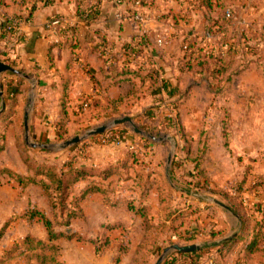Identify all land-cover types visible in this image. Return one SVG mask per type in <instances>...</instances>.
Wrapping results in <instances>:
<instances>
[{
  "label": "crops",
  "instance_id": "crops-1",
  "mask_svg": "<svg viewBox=\"0 0 264 264\" xmlns=\"http://www.w3.org/2000/svg\"><path fill=\"white\" fill-rule=\"evenodd\" d=\"M22 1L5 0V4L0 7V16L1 14L24 15L25 11L31 6L32 1H26L27 9H25L26 6H23ZM96 2L97 0L85 1L86 5H93ZM164 3L166 4L167 1ZM100 4L101 8H103L102 17L93 27L100 29L105 34L110 45V47L107 45L108 49L106 51L116 60L112 59L104 64L97 53H90L88 50L83 49L78 56L79 61L74 62L71 61V51L59 47H51V39L47 37L44 31V24L53 15L76 17L75 2L67 0H55L54 2L43 4L38 1L32 21L22 25L23 41L9 47L3 46L0 43V62L20 70L23 74L28 75L37 82L34 102L29 113L30 137L37 144L45 146L57 144V131L54 125L59 119L64 87H68L67 97L64 100L69 121L67 128L72 116L81 115L80 113L83 109H90V112L93 114H100L99 111L101 109H109L110 115H116L118 111L129 113L132 110L136 115H141L146 108L153 104H159L160 100L163 99L162 96L164 94H152V90L141 93L142 83L137 77L130 75H120L113 78L105 77V73L103 72L104 67L110 64L118 65L126 60L125 51L121 49V42H129L139 36L150 37L153 33V27L152 23H149L147 25L149 29L146 30L145 23L143 27L142 24L126 18V16L130 15L128 14L129 12H126L129 6L113 7L111 4L106 3L105 0H101ZM152 21L155 23L156 28L159 27L161 32L166 33L165 30H167L168 36L172 35L173 40L175 39L174 41H178L183 37L181 36L183 31L179 28L164 30L163 25H165V20L163 16H160V19L157 18ZM135 24L140 27L142 26V31ZM147 34L149 35L147 36ZM205 39L209 43L212 39L215 43V38L205 37ZM210 45L212 46V43ZM161 54L163 56L165 53ZM151 56L155 62L156 69L158 70L159 67V69L165 72L167 69L163 61L166 60L165 58L163 59L165 56L162 59L158 57L161 56L158 54L154 55L152 53ZM166 75L168 77L165 78L174 86L170 74L167 73ZM1 83L6 106L5 111L0 116V132L4 136L2 139L4 147L0 152V170H9L22 177H34V171L29 169L19 151L15 148L18 145V134L23 127V115L25 109H27L24 105L25 103L28 105L29 81L7 72L1 75ZM131 84H135L134 92L127 91L130 89L129 85ZM13 95L16 97V102L9 108L10 99ZM142 102H144L143 105H141ZM237 110L235 111L237 114L247 115V111L250 109ZM251 113H253L252 118L244 122V126L237 132L235 140V146L237 147L236 154H240L242 157H250L252 161L264 162V124L262 123L263 118L258 116V114H264V109H251ZM6 114H10V122L3 121V117ZM132 114H127L126 117L133 119ZM242 118L244 119V116ZM240 126H242V123H240ZM133 142L132 139L126 137L122 145L100 147L97 150L100 152L98 155H91V157L89 155L87 160L83 159L79 163L75 161L73 165H84L98 170L113 165L119 170L117 174H113L106 181L101 182L102 187L106 189V193L92 194L81 203L82 217L74 220V222L89 221L97 237L93 238L92 234L86 237L77 230L72 233H77L87 240L100 239V237L101 239L103 237L108 238L109 244L107 248L98 256L102 254L106 256L115 254L117 249L114 246L117 247V244L121 243V240L127 233L134 232L133 234L137 237V233L147 234L150 231L145 230L143 218L129 209V202L133 203V205H148L151 209L149 217L151 224L158 226L164 222L166 224L164 231H167L170 228L169 226H172L171 232L174 235L170 236V240L174 242L181 243L185 241V243L201 244L204 246L212 243L229 242L241 233L243 210L237 213L229 207H227L228 209H224L220 206L222 210L218 218L211 219L205 217L204 219H198L199 214L205 213L207 207L211 206L198 199L176 193L174 191L176 188L172 186H170L172 191H174L172 193V201L175 200V194L180 197L182 196L183 203L181 204L180 201L176 202L178 205L180 204L178 207L188 205L191 206L194 212L183 223L180 221V224H176L178 221L165 222L166 214L163 212L165 208L162 206L166 203L161 205L159 202L160 185L154 180V177L158 173L154 169L148 170V164L143 166V168L140 165H134L133 160L128 156V152L131 151L130 147H134ZM139 157L141 158L139 161L141 164L143 162L153 163L148 159L147 155ZM65 162L66 160L58 166H63ZM258 172L260 171L258 170ZM126 177L128 178L126 179ZM0 182L5 183L0 185V231L3 226H7L0 237V264H41L35 259L34 254L36 252L34 254L30 251H25L23 254L11 252L14 243L7 244L11 237L6 238L8 234L6 232L13 220H19L18 223L25 228V231L15 236L16 238H13L16 239V242L17 240H22L27 235L45 240L47 231L43 224L37 219L28 221L23 215L29 207H36L41 212L49 214L48 199L39 186L30 184L26 187H21L8 174H0ZM87 184V180L75 184L70 191L67 202L70 203L72 198L78 195ZM148 187H150L148 195L144 197L142 193ZM263 195L264 187L258 188L253 192L245 191L242 193L244 207L252 213L248 221L250 230L244 241L235 245L223 260L219 259L217 254L209 257L205 254L199 255L200 264H209L210 258L213 260V264H236L241 259L245 246L251 241L252 227L256 221H259V217L253 214V205L261 202ZM7 210L11 214H13V211L18 212V215H16L18 217L14 216V218H11L8 215L7 219H4V213ZM109 225L114 226V228L107 230L105 227ZM161 228L159 227V229ZM63 231L59 227L56 228V232L58 233ZM65 239L70 240L73 238L61 237L54 244L59 248L58 242ZM87 243L91 245V249H94V253L96 254L93 243ZM129 243L131 245L132 240H129ZM139 244L141 243L136 245L137 248H139ZM157 244H159V241H157ZM59 255L57 259L58 264ZM103 255L100 257V261L97 260V262L105 264V256ZM19 258H21L20 261ZM87 260L84 255L83 257L80 256V260L78 261L80 264H87ZM252 264H264V257L259 256Z\"/></svg>",
  "mask_w": 264,
  "mask_h": 264
},
{
  "label": "rangeland",
  "instance_id": "rangeland-1",
  "mask_svg": "<svg viewBox=\"0 0 264 264\" xmlns=\"http://www.w3.org/2000/svg\"><path fill=\"white\" fill-rule=\"evenodd\" d=\"M165 1L167 3L163 4ZM199 1L145 0V5L137 8L139 13L145 18L146 30L149 29V26H147L149 23H152L153 27L152 35L147 39L149 48L141 58L147 59L149 56L152 57V53L154 55H161L158 56L160 59L165 56L163 59L165 58L166 60L163 61L167 69L164 72L158 67V70L160 74L162 73L163 78L168 77L167 73L170 74L174 86L171 83L169 84L175 88L173 96H162L164 100L163 104L152 105L157 106L154 116L151 119H146L141 114L139 118H136L138 115L132 112V110H127L129 113L118 111L116 115H110L109 109H101L99 111L100 114H93L90 112V109H83L80 113L81 115L72 116L68 125L67 136L62 140H58L57 144H61L73 137H84L88 130L102 125H109L106 132L127 133V137L134 141V147L130 148V150L138 156V163H134V165H140L139 161L141 158L139 156L147 155L148 159L153 163L143 162L141 167L148 164V170L154 169L157 171L158 175L154 177V180H156L160 187L164 188L165 185H169V187L176 188V193L181 192V190L197 193L194 198H200L202 202L211 206L207 207L205 213H200L198 219H204L205 217L216 219L219 217V213H221V205L226 207L235 205L233 198L236 192L241 190V195L245 191L253 192V190H249L248 188L251 183L256 182L257 178L261 176L262 179L260 180H264V162L252 161L250 157H242L240 154H236L237 147L235 146L237 132L244 126V122L249 121V118L253 116V113L250 114L251 109H264V42L259 39L257 40L258 58L247 65L246 61L242 60L239 49L237 53L233 51L237 54L234 58L229 54L227 55L225 51L219 50V45H221L222 41H227V45H231V41L234 39L233 35L235 36L238 27L247 29L246 32L249 36V33H251L250 27L254 24V26L259 27L258 30L261 31L259 33L263 34L264 0H217L218 8L223 4L225 5V8H220L221 17L217 15L219 10L211 16L209 12H204L199 7ZM127 6L129 5L127 4ZM136 7L134 5V8ZM231 10H235L236 12L230 16L228 14ZM160 16H163L165 20V25H163L164 30L179 28L183 31L181 34L183 37L178 41H174L175 39L173 40L172 35L168 36L167 30L164 33L159 30V27L156 28L152 20L160 19ZM207 16H210V20L208 21ZM144 23H142V26ZM136 26L141 31L144 27ZM208 27H211V29L209 32H206ZM205 37L215 38V43L211 39V46ZM158 40H166V43H161V45L158 43ZM250 43L254 45L255 41H251ZM181 45L185 48L190 47L192 53H194L195 57L191 70H188L189 68L185 64H182L179 59L181 55L179 46ZM163 52L165 54L162 56L161 53ZM209 55L211 57L208 59L206 68L208 70L214 68L213 64L218 65V62H215V58L218 60V57L223 56L222 62L217 67L219 70L214 69L218 71L216 77L209 75L206 69L201 71L200 68L195 66L198 61H203L202 58ZM249 57L250 52L248 54ZM227 65H230L229 68L224 69ZM143 85L140 92H149V81L145 82L144 87ZM129 87L130 89L127 91L134 92L135 84H131ZM171 102L177 107L173 109L174 111L168 109L166 106V104ZM143 104L144 102L141 103V105ZM24 107L28 108V105L25 103ZM237 109L250 110L247 111V115H239L235 112L238 111ZM127 114H132L134 126L145 134H148L151 138L135 134L132 125L129 123L118 126L111 125L115 119L126 117ZM243 116L244 119L242 118ZM258 116L263 118L262 123L264 124V114H258ZM245 117L247 118L245 119ZM177 119L178 124L175 122ZM168 122H170L171 126L169 128L165 126ZM240 123H242V126H240ZM1 133L0 152L4 147L2 141L4 136ZM166 136L174 137L177 143L174 158L169 168L170 183L165 176L169 143L167 141H159V139ZM32 142L34 143L35 141ZM35 144L37 143L35 142ZM106 146L115 145L103 143L98 136H92L61 151L51 149H44L46 151H42L41 149L43 148L32 149L26 146L24 142V128L22 127L18 134V145L15 148L19 151L21 157L22 155H29L37 163H49L58 166L65 160V163L71 162L73 165L75 161L79 163L83 159L87 160L89 155L90 157L91 155H98L100 152L97 150L100 147ZM174 162L176 166L172 173L174 175L173 179L171 171ZM2 184L5 183L0 182V185ZM200 194L203 196L201 197ZM174 197L175 200L167 203V205L173 209H177L180 204L178 205L176 202L180 201L182 204L183 198L177 194ZM168 198L169 193L165 199ZM210 199L218 201L220 205L215 207V204L209 201ZM8 215L14 218V216L18 215V212L13 211V214H11L7 210L3 218L7 219ZM18 221L13 220L6 232L8 233L6 238L11 237L7 244L14 243L12 248L21 241L17 240L16 242V239L13 238L25 231V228ZM178 223L180 224L179 221L176 224ZM169 227L164 232H159L158 229L156 232L148 231L147 234L137 233V237L133 234L134 232L127 233L121 240V243L117 244V247L114 246L117 249L115 254L111 256L102 254L105 256V264H155L166 247L174 244H193L185 243V241L179 243L170 240L174 234L171 232L172 226ZM59 228L63 229L66 235L72 234L73 231L77 230L86 237L91 236L89 234H92L93 238L97 237V234H94L95 230L87 220L77 222L72 220L68 227L59 226ZM158 235H160L157 239L159 244L156 243L153 246L150 240ZM129 240H132L131 245ZM85 241L88 242L86 238ZM85 241H78L75 237L70 240L59 241V248L57 247V259L60 249L59 264H80L78 260H80V256L83 257L84 255L88 259L87 264H98L97 260L100 261L102 255L98 256L99 254H95L94 249H91V245ZM101 243L102 241H100ZM138 243H141L139 244V248L136 247ZM19 247L20 250L17 249L15 252L20 253V251L26 250L20 244ZM118 247H120L119 251ZM37 252L42 253L40 250H37ZM44 254L47 260L46 264H58L57 259L54 263L50 262L51 253L49 250H46Z\"/></svg>",
  "mask_w": 264,
  "mask_h": 264
},
{
  "label": "trees",
  "instance_id": "trees-1",
  "mask_svg": "<svg viewBox=\"0 0 264 264\" xmlns=\"http://www.w3.org/2000/svg\"><path fill=\"white\" fill-rule=\"evenodd\" d=\"M28 0H23V6L27 5ZM31 6L25 7L27 9L24 15H12V14H1L0 16V29L8 28L7 31H0V41H8L11 37L15 35V27L12 25L13 21H19L22 24L31 22L33 19V14L35 11V6L38 1L43 3H51L55 0H31ZM73 1L76 4V18L78 19L73 25L68 27L62 34H60V39L55 42L51 43V47H59L64 50H69L72 53L71 61L78 62V56L83 49L88 50L90 53H97L99 58L105 62H109L114 57H112L109 53H107L106 49L107 45H109V41L106 39L105 34L101 32L100 29L94 28L93 25L96 24L98 20L102 17L103 8H101V0H97V2L93 5H86L85 1L87 0H67ZM118 0H105L106 3L111 4L113 7L118 6H127L129 7L126 9L128 14H132L134 10L138 7H142L145 5V0H121V4H118ZM135 2L139 3V6L135 4ZM217 0H200L199 7L204 12H209L210 16L213 13L219 12L217 15L221 17L220 8H225L223 4L218 8V4L216 3ZM5 4V0H0V7ZM134 5L137 7L134 8ZM83 9V10H82ZM227 12V10H226ZM228 15H234L235 10L229 11ZM226 15V16H228ZM55 16V15H53ZM84 16V18H82ZM210 16H207V21L210 20ZM224 16V15H223ZM83 19V20H81ZM81 20V21H80ZM264 28V23L262 24ZM253 30H252V29ZM259 27L254 26V24L250 27L251 33L249 36L247 35L246 30L242 27H238L236 29L235 36L233 35V41H231V45H227V41H222L221 45H219L220 51H225V53L230 55L234 58L237 55V51L241 52L242 60L245 62L246 65L256 61L258 58V39L264 42V30L262 31L263 34L258 30ZM211 27H208L206 32H209ZM225 35V33H223ZM206 35V34H205ZM258 35H260L258 37ZM149 37L146 36H139L135 37L129 42H121V49L125 51L126 60L121 64H110L103 68V72L105 73L106 78H113L120 75H130L140 79L141 83L145 85V82L149 81L150 90H152V94L156 95H168L167 97L173 96L175 92V88L172 87L168 80L163 78L162 73H159V70L155 67V62L152 57H147V59H143L140 56L145 54V51L148 50V42L147 39ZM18 42H22L23 38H18ZM251 41H255L254 45H251ZM183 45L180 46L179 52L182 64H185L191 70L192 62L194 61V53H192V49L190 47L185 48ZM110 47V45H109ZM235 51V52H233ZM250 52V57L248 58V54ZM222 54V53H221ZM225 54V55H226ZM211 55L202 58L203 61H198L197 68H200L201 71H204L207 68V62L209 61ZM255 58V59H254ZM196 59V58H195ZM198 59V57H197ZM116 60V59H114ZM212 60V59H211ZM223 56L215 58V62H218V65L222 62ZM242 64V63H241ZM214 65L213 69H206L209 75L216 77L217 76V67L218 65ZM147 66V67H145ZM230 65H227L224 69H228ZM245 66V65H242ZM217 69V70H214ZM205 71V72H206ZM221 73V71H220ZM144 82V83H143ZM143 85V87H144ZM68 87L63 88V99H61V108L59 110V119L55 123V129L57 131V139L62 140L68 134L67 122H68V114L65 109V98L67 97ZM16 102L15 95L12 96L10 99V107H12ZM164 100L161 99L159 104H163ZM159 106V105H158ZM168 109H176V105L174 103L166 104ZM157 106H150L146 108L141 116H145L146 119H151L154 116L155 110ZM174 111V110H173ZM139 118L140 115L136 116ZM4 122H10V114L5 115L3 117ZM135 119V118H134ZM171 121V119H170ZM175 122L178 124V119ZM165 126L168 128L170 126V122H168ZM118 129V127H116ZM42 151H46L41 149ZM128 156L133 160L134 163H138V157L134 154V152H128ZM23 161L29 167V169L34 171V177H22L17 175L9 170H0V174H8L11 176L19 185L22 187H26L30 184L39 186L45 196L48 199L49 204V214H45L41 212L36 207H29L27 211L24 213L23 217L28 221H33L35 219L41 221L43 226L47 231V237L45 240L37 239L31 235L25 236L19 244L25 248V251H30L35 255V259L38 260L41 264H46L47 260L45 258L44 252L49 250L50 255V262L54 263L57 259V251L58 248L54 244V242L61 238V237H68L73 238L75 237L78 241H85V238L77 233H72L66 235L64 232H56V228L59 226L68 227L72 220H76L82 217L81 211V203L90 195L95 193H106V189L103 188L102 183L110 178L111 175L118 173V168L114 167L113 165H109L102 170L94 169L88 166H73V163L67 162L63 166L59 167L54 164L49 163H37L35 160L30 158L28 155H22ZM176 163L174 162L171 176L175 169ZM140 166L141 163H140ZM125 168V167H123ZM143 168V167H142ZM128 177H126L127 179ZM176 178V177H175ZM261 177L257 178V183L252 182L249 190L256 191L258 188H263L264 180ZM88 181V184L81 190V192L74 196L70 203L67 202L68 197L70 195V191L72 187L81 182V181ZM160 187V186H159ZM150 187L146 189L142 195L147 197L148 190ZM244 188V187H242ZM175 191V190H174ZM169 187V185H165L164 188H159V202L162 207L165 208L163 211L166 214V221H180L181 223L187 221V219L193 214L194 210L191 206H183L177 209H173L171 206H168L167 203L172 201V193L174 192ZM169 193V198L165 199V197ZM181 195H185L189 198H194L197 193H193L191 191L181 190ZM241 190L236 192L234 206H229L232 210L239 213L240 210L244 211V215L241 217L242 219V229L241 233L234 237L229 242H219V243H212L210 245H204L200 251L198 252H191V253H171L167 259L162 264H200L199 255L205 254L208 257L217 254L219 259L223 260L229 251L237 244L244 241L247 237L250 225L248 223L249 217L252 213L245 209L242 197H241ZM197 199V198H194ZM198 200L201 201L200 198ZM129 209L133 211L136 215L143 218L145 223V230L150 231H157L159 227V232H163L166 227L164 222L160 223L158 226L151 224L150 212L151 209L148 205H133V203H128ZM162 208V210H163ZM253 214L259 217V221H256L251 230V241L245 246L243 250V254L241 259H239L236 264H252L259 256L264 257V195L261 202L255 203L252 208ZM6 226V225H5ZM5 226L0 231V237L2 236ZM107 230L114 228V226H106ZM157 237L151 239V243L153 246L156 245ZM191 240V239H189ZM100 241L102 243L100 244ZM88 242L93 243L95 246L96 254H100L103 252L108 244L109 240L107 237H103V239H88ZM19 244H16L12 249L11 252H15L17 249L20 250ZM37 250H40L42 253H38ZM25 251H20L19 254H23Z\"/></svg>",
  "mask_w": 264,
  "mask_h": 264
},
{
  "label": "water",
  "instance_id": "water-1",
  "mask_svg": "<svg viewBox=\"0 0 264 264\" xmlns=\"http://www.w3.org/2000/svg\"><path fill=\"white\" fill-rule=\"evenodd\" d=\"M7 72L14 74V75H17V76L24 78V79L29 81L30 90L28 92V100H27V102H28V108L27 109L28 110H26L24 112V116H23L24 142H25L26 146H28L32 149L43 148V149H51V150L61 151V150H64L66 148H69L73 145L78 144L79 142H81L85 138L104 134L106 132L107 128L109 127V125H102V126H99L97 128L90 129L85 133L84 137H73V138H70V139L64 141L63 143L57 144V145L45 146L42 144L33 143L31 141V137L29 134V113H30L29 111L31 110V106L33 105V102H34V96H35V92H36L37 82L35 79H32L28 75L23 74L20 70L15 69L12 66L5 64L3 62H0V116L5 111V106H6V100H5V97L3 95V90H2L1 75L4 73H7ZM125 123H129L130 125H132L133 132L135 134L144 135L145 137L151 138L148 134H145L143 131L136 128L134 126L133 119L130 117H122L120 119H115L111 125L118 126V125L125 124ZM159 141H167L169 143V151H168V155H167V159H166L165 176L170 183L169 168H170L172 161H173V158H174L177 143H176L175 138L171 137V136H166L164 138H161V139H159ZM200 196L202 197L203 195L200 194ZM209 201L215 205H220L219 202L214 200V199H210ZM221 206L224 209H228L224 205H221ZM68 232H70V231H68ZM202 247H203V245H201V244H189V245H176V244H174V245H171V246L166 247L164 249L163 253L158 258V260L156 261L155 264H162L163 261L165 260V258L168 255H170L171 253L198 252V251H200V249Z\"/></svg>",
  "mask_w": 264,
  "mask_h": 264
},
{
  "label": "built area",
  "instance_id": "built-area-1",
  "mask_svg": "<svg viewBox=\"0 0 264 264\" xmlns=\"http://www.w3.org/2000/svg\"><path fill=\"white\" fill-rule=\"evenodd\" d=\"M117 2L118 4H121V0H118ZM135 4L139 6L138 2H135ZM82 18H84V16ZM126 18L136 23H139V24H142L145 22V18L143 17L141 13H139L137 8L134 10V12L131 15L126 16ZM77 21L78 19L76 17H70V16H65V15H55V16L50 17L47 20V22L44 24V31L47 37L51 39V43H55L60 39V34H62L68 27H70ZM12 25L15 27V35L11 37L8 41L1 40L0 43H2L3 46L9 47V46L16 45L20 43L17 41V39L24 37L23 31H22V25L24 24H22L19 21H13ZM7 29L8 28L0 29V31L5 32L7 31ZM158 43L165 44L166 40L165 41L158 40ZM140 57H142V55ZM98 137L101 139L103 143H110L115 146H120L123 144L125 137H127V133L118 134V133H113V132H105L102 135H98ZM130 148H133V147H130ZM209 264H213V260L211 258L209 259Z\"/></svg>",
  "mask_w": 264,
  "mask_h": 264
}]
</instances>
